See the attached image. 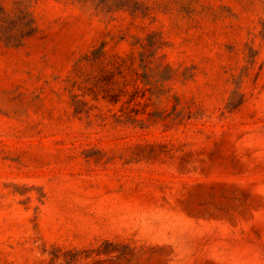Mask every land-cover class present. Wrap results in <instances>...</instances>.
Here are the masks:
<instances>
[{
    "label": "rangeland",
    "instance_id": "374dc122",
    "mask_svg": "<svg viewBox=\"0 0 264 264\" xmlns=\"http://www.w3.org/2000/svg\"><path fill=\"white\" fill-rule=\"evenodd\" d=\"M0 264H264V0H0Z\"/></svg>",
    "mask_w": 264,
    "mask_h": 264
}]
</instances>
